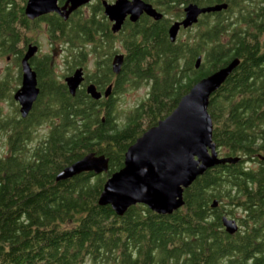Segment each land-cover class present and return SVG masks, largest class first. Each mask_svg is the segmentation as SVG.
Masks as SVG:
<instances>
[{"label": "trees", "instance_id": "trees-1", "mask_svg": "<svg viewBox=\"0 0 264 264\" xmlns=\"http://www.w3.org/2000/svg\"><path fill=\"white\" fill-rule=\"evenodd\" d=\"M97 1L88 4L86 17L79 12L67 20L45 19L50 45L64 47L70 70L86 54H112L111 30L104 19L97 21L104 18ZM144 1L163 16L126 21L118 35L124 62L108 98L93 99L84 88L71 95L52 54L44 53L32 62L39 94L22 118L12 97L16 86L9 85V73L0 76V264H264V0ZM190 1L226 2L227 8L204 15L171 42L168 28L183 8L171 10ZM25 3L0 0V57L16 66L32 39L28 31L39 22L26 17ZM235 58L238 65L210 95L207 111L220 155L238 160L197 176L171 214L135 204L117 215L110 205H99L103 184L122 167L129 145L194 83ZM101 68L93 77L103 89L112 72L109 65ZM123 83L149 89L119 120L113 103ZM44 124L47 130L39 133ZM87 153L107 157L108 170L56 180ZM222 216L236 220L235 233L224 230Z\"/></svg>", "mask_w": 264, "mask_h": 264}, {"label": "water", "instance_id": "water-1", "mask_svg": "<svg viewBox=\"0 0 264 264\" xmlns=\"http://www.w3.org/2000/svg\"><path fill=\"white\" fill-rule=\"evenodd\" d=\"M90 1L66 0L59 7L57 0H27L24 12L30 19L52 11L67 18L72 11ZM102 5L105 16L112 22L113 31H118L126 19L136 22L143 14L154 20L163 16L162 12L144 0H103ZM226 6V3L204 7L191 2L185 4L182 19L173 21L168 28L170 41L176 40L181 27L185 29L195 23L199 14L217 12ZM37 48V45L27 47L21 59V85L12 96L19 106L22 118L28 115L39 94L36 74L29 65V59ZM200 59V56L197 57L195 67H198ZM122 62L123 54H116L113 58V71L116 74L120 72ZM238 63L239 59L235 58L194 83L168 115L129 145L122 167L105 180L98 197L99 205H110L117 215H122L128 207L135 204H143L158 214H171L183 205V190L197 176L216 165L238 160V157L220 155L212 140L213 123L207 111L210 95L220 87ZM82 79L81 68L65 78L71 95L75 94ZM86 90L93 99L102 96L93 84L88 85ZM110 92L111 86H108L104 96H108ZM107 170V157L87 153L60 170L56 180H66L83 172L102 174ZM216 204L213 201L212 206ZM221 220L227 233L233 234L238 230L234 218L222 216Z\"/></svg>", "mask_w": 264, "mask_h": 264}, {"label": "rangeland", "instance_id": "rangeland-1", "mask_svg": "<svg viewBox=\"0 0 264 264\" xmlns=\"http://www.w3.org/2000/svg\"><path fill=\"white\" fill-rule=\"evenodd\" d=\"M113 0H109L111 2ZM95 1L90 2L94 3ZM114 2V1H113ZM183 8V5H179L176 8L172 9L171 12H176L180 11ZM90 6L86 5L82 8V13L83 16L87 15L89 12ZM81 13V14H82ZM86 17V16H85ZM174 20V19H173ZM98 21V17H97ZM29 36L34 38L36 42L39 43L40 46V52L39 54H44V53H50L52 54L53 61L55 65V73L58 75L60 72L62 73L66 68H65V63L63 59V51L62 49L64 47H59L60 45L58 44H53L50 45V35L47 32V28L45 26L44 22H38V26L34 28L33 31L28 33ZM179 34L184 37L185 34L183 32H179ZM178 34V35H179ZM114 48L116 50L122 49L121 48V43H120V37L116 35V40L114 42ZM94 55V54H93ZM97 57V56H96ZM87 64L89 66V71L93 67V58H89L87 61ZM9 73V76L11 78L10 80V86L11 88L18 86L17 82V67L13 63V61L10 60V58H5V56L0 57V76H3L4 74ZM124 84V83H123ZM149 86L140 84V86H130L128 84L122 85L121 91L118 90V93L114 94V108L115 111L119 114L118 119L119 120H124V116L126 113H129L130 111L133 110V108L140 102L141 100L145 99L147 96ZM13 90V89H12ZM7 107V105L4 104V108ZM48 126L47 124H44L40 126L37 130L39 133H44L43 131L47 130ZM213 129V128H212ZM3 142H0L2 144ZM85 264H92L90 261H86Z\"/></svg>", "mask_w": 264, "mask_h": 264}, {"label": "flooded vegetation", "instance_id": "flooded-vegetation-1", "mask_svg": "<svg viewBox=\"0 0 264 264\" xmlns=\"http://www.w3.org/2000/svg\"><path fill=\"white\" fill-rule=\"evenodd\" d=\"M27 1V0H26ZM65 1L66 0H57V5L59 6V7H62L64 4H65ZM92 1H95V2H98L97 0H91L90 2H92ZM102 1L103 0H101V2H100V5H101V7H102V16H104V18H101V16H100V18H98V20H102V19H104L105 20V22L104 23H106V25H108V28L111 30L110 31V38H111V40H112V43H111V41L109 42V44L111 43V48H112V50H111V52H112V54H111V56H109L110 54H109V52H107V53H104V54H102V55H96V56H98V58H96V56L95 55H93L92 53H90V54H86L85 55V57H83L82 58V60H81V62L79 63V64H75L74 66H73V68L70 70L69 68H68V63H66V62H64L65 63V70H64V74L63 73H61V75H63V82L66 84V82H65V78L66 77H68V76H70L77 68H81V70H82V77H83V79H82V81H81V83H80V85H79V87L77 88V89H79V88H84L85 89V91H86V93H87V90H86V88H87V86L88 85H90V84H93V85H95V87H96V89L99 91V92H101V94H102V96L99 98V99H102V98H108L109 96H110V94H111V92H110V94L108 95V96H104V91H105V89L108 87V86H111V88H112V85H113V83H114V81H115V78H116V76L121 72V68H122V65H123V62H124V57H125V49H124V46H123V43L120 41V43H121V48L122 49H119V50H116V48H114V42H115V40H116V35L118 36L119 34H120V31H121V29H122V27L125 25V23H126V21H129L128 19H126L125 21H124V23L122 24V26H121V28L118 30V31H113L112 29H111V27H112V22L108 19V17L107 16H105V14H104V8H103V5H102ZM106 1H108V0H106ZM114 1V0H113ZM113 1H111V2H113ZM90 2L89 3H87V4H85V5H82V6H80V7H78L76 10H74V11H72L69 15H68V17L67 18H64L63 16H61V15H59V13H57V12H54V11H52V12H49V13H45V14H42V15H39V16H37V17H35V18H33V19H30V18H28L27 16V18L30 20V21H34V20H38L39 22H44L45 23V26H46V28H47V23L45 22V19H46V17L47 16H49V15H55V16H57V17H61V18H63L64 20H67L69 17H71V16H74L75 14H77V13H79V12H81L82 13V8L84 7V6H86V5H88V4H90ZM109 2V1H108ZM191 2V1H190ZM189 3V2H188ZM191 3H194V2H191ZM226 3V2H225ZM196 5H198L199 7H204V6H207V5H200V4H197V3H195ZM227 4V3H226ZM153 5V4H152ZM209 6V5H208ZM66 8H68V5H67V7ZM226 8H227V6H226ZM226 8H224V9H222V10H225ZM222 10H220V11H222ZM220 11H217V12H220ZM217 12H215V13H217ZM89 13V12H88ZM83 14V13H82ZM214 13H212V12H209V13H201V14H199L198 15V18H197V21L195 22V23H193L190 27H188L189 29H194V28H196L198 25H199V23H200V19L204 16V15H206V16H209V15H213ZM95 15H96V13H95ZM144 16H147L146 14H143ZM142 15V16H143ZM183 15H184V13H183ZM141 16V17H142ZM95 17H97V15L95 16ZM140 17V18H141ZM147 17H149V16H147ZM183 17V16H182ZM182 17L181 18H179V19H177V20H180V19H182ZM139 18V19H140ZM150 19H152V20H154L152 17H149ZM138 19V20H139ZM137 20V21H138ZM103 21V20H102ZM176 21V20H175ZM129 22H131V21H129ZM131 23H134V22H131ZM182 29H184V28H180V30H179V32L182 30ZM186 29V28H185ZM31 31H33V30H30V31H28V33L29 32H31ZM178 32V33H179ZM99 35H101V36H103V34H98L97 36H96V39H101V36H99ZM99 42V41H98ZM100 43V42H99ZM29 45H37V51H36V53L29 59V65H30V67H31V69L35 72V74H36V80H37V73H36V70L33 68V65H32V62L34 61V59H35V57H40L42 54H39V52H40V46H39V43L38 42H36V40L34 39V38H32V39H30L28 42H27V44H26V46H25V48H24V50H23V52H22V55H21V57H20V60H19V66H16L17 67V72H18V75L20 76V82H19V84H18V86H16V89L13 91V93L20 87V85H21V80H22V68H21V59H22V57H23V55L25 54V52H26V50H27V47L29 46ZM114 50H116V51H114ZM116 54H123V62H122V64H121V67H120V72L118 73V74H116L114 71H113V58H114V56L116 55ZM93 58V67L90 69V71L88 70L89 69V66H88V64H87V61L89 60V58ZM9 58V57H8ZM107 60H109V62H106ZM104 62V63H103ZM102 64H105V65H109V68L111 69V72H112V76H111V81L110 82H108L107 84H105V86H104V88L103 89H101L100 87H99V85L96 83V80H95V75H97V76H99V73H100V71L102 70V68H101V66H102ZM70 70V71H69ZM60 73L58 74V75H60ZM17 75V76H18ZM94 76V77H93ZM67 86V85H66ZM37 87H38V82H37ZM39 88V87H38ZM88 94V93H87ZM37 99V98H36ZM19 108V107H18Z\"/></svg>", "mask_w": 264, "mask_h": 264}]
</instances>
